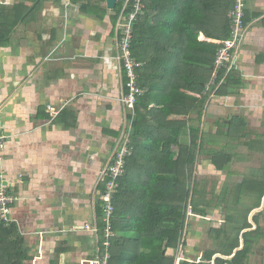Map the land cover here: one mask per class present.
<instances>
[{
	"label": "crops",
	"instance_id": "1",
	"mask_svg": "<svg viewBox=\"0 0 264 264\" xmlns=\"http://www.w3.org/2000/svg\"><path fill=\"white\" fill-rule=\"evenodd\" d=\"M13 1L0 0V5L10 6ZM88 2L44 3L34 11L35 18L24 23L29 31L42 17L36 38L29 33L20 45L9 40L6 47H0V127L7 137L3 170L11 191L20 198L11 218L30 249L32 260L26 264H81L96 252V237L85 226L95 223L97 180L109 157V143L121 134L125 111L120 102L123 71L116 59L115 31L121 13L109 10L105 0L101 18L91 8L82 9ZM26 3L31 5L30 0ZM245 19L244 46L235 60L241 85L228 97L217 96L206 106L201 123H191L200 126L206 142L193 168L192 187L198 192L188 202L187 213L190 207L193 215L186 213L187 227L175 264H208L205 257L210 252V264L217 258L231 260L243 249L244 234L249 249L239 262L264 264V194L260 197L264 187V0H247ZM202 41L218 42L200 33L198 42ZM49 106L58 111L70 109L68 122L75 125L54 124V117H46L50 116ZM228 106L244 110L245 116L222 119ZM209 119H215L213 131L204 129ZM233 119L236 134L242 126L246 135L228 141ZM178 140L189 144V131L181 132ZM224 149L232 155L231 161L227 170L219 171L211 163L209 151ZM241 151L244 156L237 154ZM244 171L235 176V185L228 184L233 174ZM194 175H211L219 186L207 187L212 192L202 200L199 189L204 191L205 186L195 183ZM243 183L244 193L237 194ZM195 206L206 214L194 213ZM208 209L219 210L224 218L209 216ZM191 217L203 224L218 221L219 226L205 230L202 224L191 229ZM238 232L239 247L225 256L227 242L236 240ZM207 233L217 246L211 251L201 248Z\"/></svg>",
	"mask_w": 264,
	"mask_h": 264
},
{
	"label": "trees",
	"instance_id": "2",
	"mask_svg": "<svg viewBox=\"0 0 264 264\" xmlns=\"http://www.w3.org/2000/svg\"><path fill=\"white\" fill-rule=\"evenodd\" d=\"M53 0H32V5L18 3L0 6V47H6L12 31L20 23L35 18L34 11ZM82 9L95 10L104 16L101 4L95 0ZM233 0H142V12L133 24L132 56L143 65L137 70L139 88L134 109L126 113L131 124L132 154L126 158L125 172L118 180L113 198L112 219L114 237L110 239L108 264H175L180 254L183 233L187 227V206L191 196L193 168L204 152L206 134L200 135V126L208 96L204 93L209 82L218 45L198 42L200 33L206 39L221 41L228 37V11ZM91 5V6H90ZM123 1L118 0L116 13ZM131 6L126 8V14ZM101 14V15H100ZM102 18V17H101ZM244 19V23H245ZM219 73L224 82L216 91L218 97H228L241 82L235 69L227 75ZM123 74V93L128 91ZM42 111V110H39ZM70 109L60 110L54 124L73 127L69 123ZM42 113V112H41ZM48 113V112H47ZM49 114V113H48ZM50 115V114H49ZM51 119L50 116H46ZM72 119H75L72 114ZM224 121H222V124ZM225 124V123H224ZM242 129V126H239ZM236 120L228 126V141L244 137L236 134ZM189 131V144H181L178 135ZM235 139V140H234ZM230 144V142H227ZM232 143V142H231ZM176 148V149H175ZM211 163L221 171L229 166L231 154L226 149L209 151ZM217 157V158H216ZM219 158V159H218ZM106 179L96 187L95 223L98 228V245L90 258L105 254L102 223L103 209L100 196ZM239 189L243 194L244 183ZM243 188V189H242ZM264 194V187L260 197ZM194 213L206 214V210ZM199 211V212H198ZM245 227L238 229L242 231ZM228 241L225 256H231L239 247V240ZM244 247L231 260L215 259L214 264H241L249 244L246 234ZM25 236L19 225L0 224V264H26L32 260ZM210 252L205 259L212 261ZM53 264V263H51ZM179 264H202L180 261Z\"/></svg>",
	"mask_w": 264,
	"mask_h": 264
},
{
	"label": "built area",
	"instance_id": "3",
	"mask_svg": "<svg viewBox=\"0 0 264 264\" xmlns=\"http://www.w3.org/2000/svg\"><path fill=\"white\" fill-rule=\"evenodd\" d=\"M247 0H233L232 7L230 8L227 18L229 22V34L224 40L218 41V50L213 62V71L209 82L206 84L205 94L208 98L216 97V91L224 82V78L218 81L219 73L224 71L227 75L231 70L235 69V60L238 53L242 50L245 40V11ZM142 0H127L123 9L120 11L119 20L116 24V59L120 68L125 74L127 82L125 87L126 94L121 95V102L124 108L132 112L136 102L137 96L144 93V90L139 88L137 84L138 74L137 70L142 67V63L135 60L132 56V41H133V24L138 15L142 12ZM131 6L129 13L126 12L127 6ZM124 86V85H123ZM51 117L58 114V110L49 106L47 108ZM127 115V114H126ZM126 134L121 143L118 144L111 158L108 160L106 166L101 172L100 179H106L105 189L100 199L103 203V242L105 254L103 256L97 255L94 258H87L81 264H108L110 255L108 248L110 239L114 237L112 219L114 217L113 198L117 193L118 180L125 172L126 158L132 154L130 144L131 124L125 116ZM6 135L0 127V224L9 225L15 221L11 218V211L13 206L20 201L18 195L11 191L10 185L6 181L5 172L3 170V162L5 161V146ZM188 215H193L191 208H188ZM187 215V217H189ZM85 230L93 233L96 237V244L98 245V228L96 224L86 225ZM178 261V260H177Z\"/></svg>",
	"mask_w": 264,
	"mask_h": 264
},
{
	"label": "rangeland",
	"instance_id": "4",
	"mask_svg": "<svg viewBox=\"0 0 264 264\" xmlns=\"http://www.w3.org/2000/svg\"><path fill=\"white\" fill-rule=\"evenodd\" d=\"M123 1V4H125L126 3V1L127 0H122ZM4 3H6L5 1H3ZM90 2H91V4L92 5H95V0H90ZM18 3H24L25 5H29V4H27L26 3V0H14L13 1V5L12 6H14L15 4H18ZM118 3V2H117ZM30 4L32 5V0H30ZM1 6V5H0ZM1 9V8H0ZM107 11V10H106ZM115 12H116V10H114ZM101 15V14H100ZM39 18V17H38ZM42 17L40 16V19H41ZM40 19L37 21V23H33L32 25H30L31 27H30V30L28 31V29H29V27H27V26H25L24 25V23H20V24H18L17 26H16V28L12 31V33H11V35H10V38H9V40H11V42L12 43H14V44H21V42H22V38H24V36H28L29 35V33H32L33 34V36L36 38V35H37V31H36V26H37V24L39 23V21H40ZM42 20V19H41ZM28 34V35H27ZM34 37H32V38H34ZM9 42V41H8ZM7 42V43H8ZM235 68V67H234ZM124 94V93H123ZM217 97V96H216ZM216 97L214 96L213 98H208V100L206 101V103H207V106L208 105H210L211 103H212V101L213 100H215L216 99ZM120 102H121V96H120ZM231 102V101H230ZM237 102H239V101H237ZM217 103V102H216ZM234 103V101H232V104ZM231 103H229V105H230ZM244 104V103H243ZM121 105H122V107H123V109H124V121H123V128H122V131H121V134L117 137V139H115L114 140V143H109V149H110V153H109V157H108V160L111 158V156H112V153L114 152V150L116 149V147L118 146V144L119 143H121V141H122V138L125 136V135H127L125 132H126V124H127V122H126V120H125V116H126V113H128V111L124 108V106H123V104H122V102H121ZM100 110L101 111H103L104 109H102V108H100ZM100 112V111H99ZM98 112V113H99ZM224 116L222 117V119H224V118H230V117H234V116H239L240 114H245V111L244 110H242V111H234V109H233V107H231V106H228V107H226V109H225V111H224ZM245 116V115H244ZM214 120L215 119H209V120H207V123L206 124H208L207 125V127L206 126H204V129H206L207 128V130L208 131H213L214 130V128H212V125H213V123H214ZM3 131V130H2ZM4 132V131H3ZM244 151H241V152H239V153H237V154H239L240 156H244L245 155V153H243ZM210 156V160H211V158L213 157V155H209ZM217 158V157H216ZM199 159V158H198ZM219 159V158H218ZM108 160L106 161V164H107V162H108ZM200 160V159H199ZM255 161V160H254ZM106 164L103 166V168L106 166ZM103 168H102V170H103ZM224 169H226L227 170V167L226 168H224ZM102 170L100 171V173H99V176H101V172H102ZM230 171H232V169L230 170ZM245 174V171L244 172H240V173H235V174H233L231 177H232V180L231 179H229V182H228V184H230V185H235V182H236V179H235V176H242V175H244ZM194 179H195V183H196V181L197 182H199V184H200V186H201V188L202 187H204L205 186V188H204V191H203V189L202 190H200L199 189V192L201 193V194H203V196H202V200H205V199H207L208 197H210V194H211V190L210 189H207V187H209L210 188V186H213L212 184H215L216 186H219L218 185V183H219V181H218V179L217 178H215V177H213V176H209V175H194ZM100 181V179H98L97 180V184H98V182ZM97 184H96V186H97ZM196 188H198V184H197V186H196ZM197 192L198 191H196V189L194 188V186L193 187H191V190H190V193H191V196H190V200L192 199H194L195 200V198H196V194H197ZM96 193H97V191L95 190V195H96ZM239 192H237V194H238ZM199 197V196H198ZM208 211H209V213H208V215L209 216H214V218H216V219H220V218H224V214H221L220 213V211L219 210H213V209H208ZM232 212H236V210L235 209H232ZM223 216V217H222ZM191 220L189 221V223H188V226H189V228L191 227V229H193V228H195V229H197L198 227L199 228H201L203 225H204V229L205 230H209L210 228L211 229H214V228H216V227H218L219 226V224L217 223L218 221H215V222H213V221H211V222H209V223H206V224H203L202 222V220H197V219H194L193 217H191L190 218ZM222 220V219H221ZM203 224V225H202ZM189 228H188V230H187V232L189 231ZM230 226H228L227 225V227H226V229H227V231H229L230 230ZM202 242V245H201V248L203 247V248H205L206 249V251H211V250H213L214 248H216L217 246H216V242H214V239H212L209 235H208V233H207V235L205 236V238H204V240H202L201 241ZM212 244H213V246H212ZM196 256H191V257H189L190 259H193L194 260V258H195ZM260 259V258H259Z\"/></svg>",
	"mask_w": 264,
	"mask_h": 264
},
{
	"label": "water",
	"instance_id": "5",
	"mask_svg": "<svg viewBox=\"0 0 264 264\" xmlns=\"http://www.w3.org/2000/svg\"><path fill=\"white\" fill-rule=\"evenodd\" d=\"M117 1L118 0H106V7L109 10H114L116 8Z\"/></svg>",
	"mask_w": 264,
	"mask_h": 264
},
{
	"label": "flooded vegetation",
	"instance_id": "6",
	"mask_svg": "<svg viewBox=\"0 0 264 264\" xmlns=\"http://www.w3.org/2000/svg\"><path fill=\"white\" fill-rule=\"evenodd\" d=\"M13 5V4H12Z\"/></svg>",
	"mask_w": 264,
	"mask_h": 264
}]
</instances>
